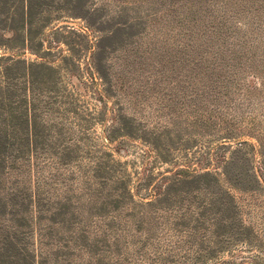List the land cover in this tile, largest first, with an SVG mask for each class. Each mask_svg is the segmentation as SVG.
I'll return each mask as SVG.
<instances>
[{"label": "rangeland", "instance_id": "obj_1", "mask_svg": "<svg viewBox=\"0 0 264 264\" xmlns=\"http://www.w3.org/2000/svg\"><path fill=\"white\" fill-rule=\"evenodd\" d=\"M230 101L245 116L225 129L214 114ZM0 103L17 110L0 124L20 125L0 170L5 213L11 191L25 199L42 175L101 170L152 213L148 232L133 231L132 206L121 203L133 234L121 240L129 262L119 264H264V208L240 192L263 174L264 0H0ZM26 144L33 158L14 152ZM61 158L73 162L53 165ZM76 185L27 202L21 231L31 228L34 264H103L82 249L83 237L67 239L54 225L67 220L54 211L62 199L81 196ZM227 194L250 224L234 238ZM8 225L3 214L0 252Z\"/></svg>", "mask_w": 264, "mask_h": 264}, {"label": "trees", "instance_id": "obj_2", "mask_svg": "<svg viewBox=\"0 0 264 264\" xmlns=\"http://www.w3.org/2000/svg\"><path fill=\"white\" fill-rule=\"evenodd\" d=\"M229 103H231V101L226 103L225 105L226 111L228 110L229 112H226L225 110L220 111V109L217 108V111L214 114V118L217 121H224L223 119H225L227 124L225 129H230L233 126L238 127L245 116L244 110L240 105L237 106V104L234 107H231L233 106V103L230 106ZM4 114H7L9 117H11L12 121L17 120V110L13 106V104L8 103L7 109H5L3 104L0 103V121L2 120ZM18 126L20 125L14 122H12L11 124H0V170H3L1 167L5 163L8 154L11 152L10 150H13L15 146L14 141L13 143H11L10 135H17L19 133ZM34 128L36 131V126H28L29 136L31 135V137L34 132ZM224 139L232 140L234 139V137H225ZM238 141V144L241 146L247 144V142L244 140ZM261 143L264 145V137L263 139H261ZM261 143L259 141V145ZM14 152L17 155H23L25 154L23 152H28L32 153V158L34 157V149L32 148V146H27V144L23 147V149H14ZM71 162L73 161H70L66 158H61L54 164L50 163L49 166L51 167V164H53L67 167ZM260 165L261 173L263 172V174L261 175H263V177L254 172L253 179H250L249 183L250 186H252V189L240 192L248 194L247 205L253 207L257 206V209L261 208V210H263L264 159L263 161H260ZM88 172L90 171H87V173ZM101 172V170H92L90 174H87L86 170H84V174L81 176L63 175L60 173H51L47 176L42 175L40 176L39 181L36 183L37 190L31 191L30 194L25 193V199L21 198V196L18 197L17 194H14L11 191V200L13 201L11 203L12 207L7 213H5L6 206L4 205L3 210L0 209V217H2L3 214H9V217L15 224V227H12V225L5 226L6 233H4L3 242L1 243L3 248L2 252H0V264H34L36 256H33L34 254H30V245L27 239V237H29V233L31 232V228L28 227L25 228L24 231H21V228L24 226L22 222L26 221L24 214L25 212H29V209H27V202L31 203V199H36L39 195L41 197L43 196L44 202H48L51 191H56V187L69 186L68 188L70 190L72 189V191H75L77 189L76 184L80 181L82 182L84 187L81 190V196L79 198H76V203L73 205L72 197H65L61 201L62 204L59 202L60 204L54 209V211L56 212L61 208L62 212H64L59 213V215L62 218L67 215V220L63 219L62 222L54 223V225H59L64 229V234H67V239L72 240L74 239L73 237L81 239L83 237L85 247L82 249L87 250L91 254V257H97L98 262H103V264H111L109 263V258L110 254L113 253H115L119 257V259H115V261L117 262L115 264H119V262H129L128 253L119 252L121 240H125L126 237H131L133 231L142 233V231L145 230L148 232V230L144 229V227L150 221V215L152 213L146 212L144 210V208L148 206V203H142L134 199V196L131 194L130 189L124 183L125 181L121 179V177H116L110 180L109 178L104 177ZM205 176L206 175L195 176V178L201 179ZM245 176L248 177L247 174H245ZM212 179H214V181H217L215 177H212ZM228 180L229 185L231 186H236V184H238L234 183L232 179L230 181V178H228ZM39 185L44 187L45 193L40 192L42 191V187H39ZM256 195L257 197H255ZM46 196L48 197L47 199L45 198ZM83 197L85 199L83 200L84 204H81L80 201ZM174 198H176V196L172 195V197H169V199H167V202H173ZM227 200V207L228 211L230 212L226 216V221L229 225L227 231L229 232V238H234L235 236L238 237L242 232H249L250 230L248 229L250 227V224L245 225L246 221L243 219L241 212L239 213L237 211L235 197L231 194H227ZM123 202H127L129 206H132V214H130V216H133L135 218L133 223L135 228L133 231L129 229L130 224L128 225L127 222H122L123 220H125L122 219V216L124 214L121 209V203ZM35 203L40 206L43 205L39 204L38 201H35ZM15 208L20 209L15 210ZM48 229H52V227H48ZM40 230L41 229H39V234ZM55 233L59 235L56 230ZM90 236L92 238H90ZM59 237L60 239H62V236ZM141 240H144L145 242H143V244L147 245V233H145V235L141 237ZM64 248H68V246H64ZM77 248H79V246ZM103 251L110 254H106L105 257L100 256L99 253ZM262 255L264 256V253H262ZM45 263L46 262L43 261V264Z\"/></svg>", "mask_w": 264, "mask_h": 264}]
</instances>
